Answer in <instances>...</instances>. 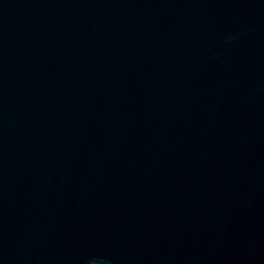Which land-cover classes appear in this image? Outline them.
<instances>
[{
  "label": "water",
  "instance_id": "obj_1",
  "mask_svg": "<svg viewBox=\"0 0 264 264\" xmlns=\"http://www.w3.org/2000/svg\"><path fill=\"white\" fill-rule=\"evenodd\" d=\"M0 264H264V0H0Z\"/></svg>",
  "mask_w": 264,
  "mask_h": 264
}]
</instances>
